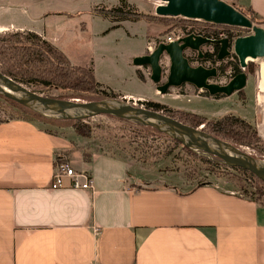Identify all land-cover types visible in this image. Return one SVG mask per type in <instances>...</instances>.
<instances>
[{"label": "crops", "instance_id": "0c3cea01", "mask_svg": "<svg viewBox=\"0 0 264 264\" xmlns=\"http://www.w3.org/2000/svg\"><path fill=\"white\" fill-rule=\"evenodd\" d=\"M63 1L0 0V31L56 41L46 25L74 16L50 6ZM228 1L264 20V0ZM86 138L25 118L0 121V264H264L263 204L216 181L182 188L165 175L150 183L119 155L80 154ZM60 155L88 171L93 188H51Z\"/></svg>", "mask_w": 264, "mask_h": 264}, {"label": "rangeland", "instance_id": "374dc122", "mask_svg": "<svg viewBox=\"0 0 264 264\" xmlns=\"http://www.w3.org/2000/svg\"><path fill=\"white\" fill-rule=\"evenodd\" d=\"M129 1L134 3L140 10L155 13V0ZM119 3L120 0H70V3L65 0L62 3H58V5L53 4L50 6L54 8L64 6L66 9H73L74 16H54L60 17L62 20L54 23L53 17L50 20V25L45 27V24H42V26L46 30L50 26L48 32H51V35L55 37L57 36V40L53 42L74 63H81L87 66L92 64L95 68L97 79L104 83L103 87L113 88L115 92H126L130 95L144 94L149 99L160 100L172 107L201 113L210 118L233 112L247 118L256 125L264 139V91L259 88L260 71L262 70L261 66H264V57L249 60L252 63L247 68H244L248 74V82L244 88L235 91L231 95L221 94L219 97H215L206 89H200L189 82L180 86H172L163 95H155L153 91L154 85H157V83L153 80V82L144 80L147 78L151 79V67L148 65L138 66V69L143 73V78H141L137 72V65L134 64V58L137 54L140 55L143 52L152 51L159 42L167 41L168 38L177 39L187 33L198 32L199 27L220 31L219 36L213 35L212 37L229 36L231 38L250 34L253 32L252 28L223 26L221 24L210 25L203 22L182 21L180 19H138L135 15L130 19L121 20L117 16L110 15L105 17L102 14L109 12V8L117 6ZM243 8L248 9L246 7ZM112 23L118 26L122 23L125 24L121 27H112ZM262 25L264 26V24ZM107 29L109 30L107 31ZM230 33H233V35L230 36ZM147 39L149 43H147ZM146 44L151 45L152 48H146ZM203 49L214 54L217 51V46L215 44H207ZM195 52L197 51L186 50V55L193 65L202 63L206 66H218V75L211 79L214 82L227 83L234 76V61L240 65L239 58L234 52L221 60H218L215 56L205 57L202 61L198 60ZM161 64L163 67L162 81H166L171 64L168 54H163ZM159 92L162 93L161 91ZM46 93L59 97L61 90L52 88ZM117 98L123 99L124 96L120 95ZM126 99L130 102L135 101L134 98L126 97ZM136 102V104L145 107L144 103L139 99ZM11 118H14V115L0 104V121ZM92 120L111 127H114L116 123L113 118L103 114L92 116ZM37 122L39 125L51 130H74L73 127H59L42 121ZM106 129L105 127L98 128L94 136L87 137L84 143H79L77 146L83 149L79 153L87 157L89 151L94 150L122 156L133 166L134 170L145 174V179L150 180V183L159 182L158 180L163 179L165 175H172L171 177H175L172 181L178 184L182 183V188H190L202 181H216L226 188L241 192L238 183L239 175L233 169H227V172L212 171L208 168L210 166L205 163L193 160L181 145L175 146L170 155H161L159 149H165L166 146L170 147L168 139L149 137L147 143L149 145L152 143L154 147H157L151 146L149 149L147 146L143 148L137 142L130 143L120 134L109 132ZM243 148L259 158H264V155L257 148L249 146H243Z\"/></svg>", "mask_w": 264, "mask_h": 264}, {"label": "trees", "instance_id": "16d2710c", "mask_svg": "<svg viewBox=\"0 0 264 264\" xmlns=\"http://www.w3.org/2000/svg\"><path fill=\"white\" fill-rule=\"evenodd\" d=\"M230 3L244 12L254 22L264 24V20L259 19L255 12L250 9L246 10L233 2ZM102 14L105 17L110 15L114 17L117 16V18L120 17L119 19L121 20L130 19L135 15L138 19H180L182 21L218 25L202 19H192L183 16H165L143 11L138 9L136 5L129 0H120L117 6L109 8V12H104ZM221 25L235 26L229 24ZM116 26L118 25L115 24L112 27ZM199 28L198 33L207 36H219L220 34L218 30H209L204 27ZM232 35L233 33H230V36ZM218 48L219 45H217V49ZM216 53L217 52L214 54L208 52L206 55L207 57H215ZM251 63L252 61H249L246 68L250 66ZM233 65L235 68L234 75L242 70L245 71L238 62L234 61ZM0 70L4 74L27 85L32 90L43 94H47L46 92L49 89L58 88L61 90V94L59 95L61 98L93 100L117 98L120 96V94L113 89L103 87V84L97 79L95 70L92 66L74 63L59 46L34 30L0 31ZM137 72L139 76L143 78L141 70L138 69ZM220 95L221 94H216L215 97H219ZM0 98L1 106L14 115V118L42 121L59 127H73L75 132L86 137L94 136L98 128L105 127L106 129V127H108L106 129L107 131L120 134V136L127 139L130 143L137 142V144L142 145L143 148H146V146L149 149L151 146L154 147L152 143L150 145L147 143L149 137L168 139L170 147L166 146L165 149H159L161 155H170L175 146L181 145L184 151L193 160L205 163L210 166L208 168L212 171L219 170L227 172V169H233L237 171L239 175L238 183L241 189L239 193L264 205V179L243 167L231 166L216 155L194 149L183 143L179 138L174 137L172 134L160 128L144 124L138 120L109 113L103 115L113 118L116 121L114 127L97 123L92 120V117L71 118L48 116L4 94L0 93ZM140 101L144 103L145 107L161 111L183 123L195 127H200L201 124H203L202 129L206 133L228 141L242 149H244L243 146L257 148V150L264 155L263 135L256 125L239 114L228 112L218 117L210 118L201 113L175 108L153 99ZM204 182L206 181H202L199 184Z\"/></svg>", "mask_w": 264, "mask_h": 264}, {"label": "water", "instance_id": "95a60500", "mask_svg": "<svg viewBox=\"0 0 264 264\" xmlns=\"http://www.w3.org/2000/svg\"><path fill=\"white\" fill-rule=\"evenodd\" d=\"M155 13L165 16H183L202 19L216 24H229L252 28L253 32L236 38L229 36L212 37L198 32H190L173 41H161L150 52L136 55L134 63L151 67V79L157 88L166 93L172 86L192 83L210 94L231 95L244 88L248 74L242 70L231 77L227 83L211 81L218 75V66L193 65L186 55L191 49L204 54L207 44H219L217 59H224L232 52L239 58L244 69L248 61L264 57V26L255 23L249 16L227 0H155ZM170 57L169 75L163 79L161 59L163 54ZM248 58H251L248 60ZM0 93L48 116L87 118L99 114H114L120 117L138 120L144 124L160 128L194 149L220 157L231 166L243 167L264 179V159L253 155L228 141L206 133L202 126L195 127L153 110L124 97L85 100L80 98H61L32 90L27 85L4 74L0 70Z\"/></svg>", "mask_w": 264, "mask_h": 264}, {"label": "built area", "instance_id": "2783aa9c", "mask_svg": "<svg viewBox=\"0 0 264 264\" xmlns=\"http://www.w3.org/2000/svg\"><path fill=\"white\" fill-rule=\"evenodd\" d=\"M175 39L176 38H168L167 41H173ZM148 47L149 49L152 48L151 45ZM134 100L133 102H136L137 99ZM66 185L79 189H91L94 183L93 177L88 171L77 169L65 156L60 155L55 162L51 179V188L56 189Z\"/></svg>", "mask_w": 264, "mask_h": 264}, {"label": "bare ground", "instance_id": "6f19581e", "mask_svg": "<svg viewBox=\"0 0 264 264\" xmlns=\"http://www.w3.org/2000/svg\"><path fill=\"white\" fill-rule=\"evenodd\" d=\"M249 59H251V58H248V60ZM261 68H262V70L260 71L261 79L259 82V88L261 91H264V66H261Z\"/></svg>", "mask_w": 264, "mask_h": 264}, {"label": "flooded vegetation", "instance_id": "af4514ba", "mask_svg": "<svg viewBox=\"0 0 264 264\" xmlns=\"http://www.w3.org/2000/svg\"><path fill=\"white\" fill-rule=\"evenodd\" d=\"M217 45H219V44H216V46H217ZM218 49H219V48H218ZM218 49H217V50H218ZM203 51H204V54H203L202 56L199 55V52H195V53H196V56H197V58H198V60H200V61H202L205 57H207L206 54L208 53V51H206V50H204V49H203ZM216 52H217V51H216ZM217 53H218V52H217ZM217 53L215 54L216 57H217Z\"/></svg>", "mask_w": 264, "mask_h": 264}]
</instances>
